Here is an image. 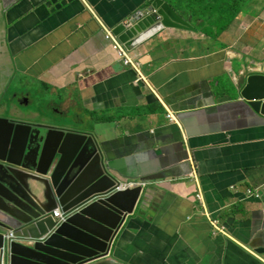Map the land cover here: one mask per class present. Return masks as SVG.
Instances as JSON below:
<instances>
[{
    "label": "crops",
    "instance_id": "0c3cea01",
    "mask_svg": "<svg viewBox=\"0 0 264 264\" xmlns=\"http://www.w3.org/2000/svg\"><path fill=\"white\" fill-rule=\"evenodd\" d=\"M164 1L196 31L164 28L127 48L137 71L117 58L106 30L152 0H0V118L70 124L96 136L116 175L146 178L159 207L124 222L109 257L118 263L264 264V198L243 200L247 189L264 193V120L221 111L239 101L233 83L264 74V0L239 15L236 4L218 35L202 27L224 16L206 13L198 24ZM34 89L50 111L31 105ZM168 109L196 130L170 121ZM204 213L230 239L213 237Z\"/></svg>",
    "mask_w": 264,
    "mask_h": 264
},
{
    "label": "water",
    "instance_id": "95a60500",
    "mask_svg": "<svg viewBox=\"0 0 264 264\" xmlns=\"http://www.w3.org/2000/svg\"><path fill=\"white\" fill-rule=\"evenodd\" d=\"M152 5L160 22L151 14L128 29H114L126 48L164 28L196 31L164 0ZM236 91L239 101L221 105V111L236 108L240 116L264 120V74L242 77ZM240 107L249 113L241 114ZM176 115L183 128L193 125ZM43 122L40 115L0 118V264H118L107 260L114 240L135 210L143 216L158 209L154 189L115 191L108 173L114 167L95 135ZM221 128L240 125L223 122Z\"/></svg>",
    "mask_w": 264,
    "mask_h": 264
},
{
    "label": "rangeland",
    "instance_id": "374dc122",
    "mask_svg": "<svg viewBox=\"0 0 264 264\" xmlns=\"http://www.w3.org/2000/svg\"><path fill=\"white\" fill-rule=\"evenodd\" d=\"M259 0H218V3H215L214 0H205L203 3L200 4V7H197L196 10L193 12V15L195 18V22H197L198 24L200 22H202V20H205V21H208L209 19H206L205 15L206 13H210L213 15V17L215 16H224V15H228L230 12L231 14L227 17H223L222 20H219L218 22H225V20L227 18H229L231 15H236V7L235 5L236 4H240V2H243L242 3V6H241V9H239L238 11V15L240 12H242L243 10L244 11H247V10H254L256 12L257 10V2ZM247 3H254L255 5V8L252 7L251 9H243V6H245ZM213 6H215V8H213ZM180 8V6H179ZM182 9H184L183 7H181ZM203 9L205 11L204 14H202L203 12ZM182 12L184 13V10H182ZM213 24H210V25H204L203 28H209L212 32L215 31V33L217 32L216 30V24L218 23L217 20L215 21V19L212 20ZM208 24V23H207ZM229 26V24H228ZM227 26V28H228ZM204 30V29H203ZM223 33V32H222ZM260 60V59H259ZM235 89H236V86L235 84L233 83L232 84ZM226 86V85H225ZM231 93L234 94L236 91L234 90V88H231L230 89ZM41 93H44V92H40V91H37L34 89L33 93L31 94V105H39V107L44 110L46 109L47 111H50V107L47 105V103L45 102V98H44V95L41 94ZM46 111V112H47ZM49 113V112H47ZM240 113L243 114V113H249L248 109L246 107H240ZM49 115L55 119L56 121H60L61 119V116H56L54 114H50Z\"/></svg>",
    "mask_w": 264,
    "mask_h": 264
},
{
    "label": "built area",
    "instance_id": "2783aa9c",
    "mask_svg": "<svg viewBox=\"0 0 264 264\" xmlns=\"http://www.w3.org/2000/svg\"><path fill=\"white\" fill-rule=\"evenodd\" d=\"M107 41L110 43V46L114 50V52L117 55V58L123 62L125 66H131L135 70L138 71L139 64L135 62L136 60L132 56L131 52L128 51L124 45L118 40V38L113 34V32L109 29L106 30L105 35ZM142 76L140 75V79ZM145 82L146 80L143 79ZM167 117L170 121L177 122L176 114L173 113L171 110H167ZM189 178H191L193 181H196V170L192 169L191 173L189 174ZM115 180L117 182L116 184V190H127L135 187H146L147 182L140 181V180H130L127 178H124L122 176H116ZM200 201L202 199V196L199 195L197 197ZM263 199V193H261V190L259 189H248L245 194V200H254V201H261ZM56 216L59 215L58 211H55ZM63 219V217L61 218ZM212 226L214 229V235L221 233L224 234L225 228L222 227L218 222H212Z\"/></svg>",
    "mask_w": 264,
    "mask_h": 264
},
{
    "label": "clouds",
    "instance_id": "9594fccd",
    "mask_svg": "<svg viewBox=\"0 0 264 264\" xmlns=\"http://www.w3.org/2000/svg\"><path fill=\"white\" fill-rule=\"evenodd\" d=\"M82 1H84V0H82ZM154 0H152V2H153ZM170 5V4H169ZM174 9V8H173ZM185 9V8H184ZM175 10V9H174ZM176 11V10H175ZM177 12V11H176ZM178 13V12H177ZM151 14H156V21L158 22H160V20H161V16L158 14V9H156V8H154L153 7V5L151 6V7H149V8H146V9H144V10H140L139 12H137L135 15H133L125 24H123L125 27H126V29H128V28H130V27H132V26H134V24H136V21H137V19H141V18H145V17H147V16H149V15H151ZM179 14V13H178ZM186 20V19H185ZM112 32H113V34H114V31L113 30H111ZM157 33V32H156ZM156 33L154 34L153 32H150V34H149V36H147V38H146V40L147 39H149V38H151V37H153V36H155L156 35ZM115 35V34H114ZM117 38H118V36L117 35H115ZM118 40H119V38H118ZM120 41V40H119ZM121 42V41H120ZM122 43V42H121ZM123 44V43H122ZM124 45V44H123ZM137 45V44H136ZM135 45V46H136ZM124 47H125V45H124ZM126 48V47H125ZM127 49V48H126ZM128 50V49H127ZM176 118H177V115H176ZM177 122L179 123V121L177 120ZM193 169V168H192ZM113 169H111V168H109L108 169V173H109V175L115 180V177L116 176H118V175H116L115 173H114V170L112 171ZM195 170V169H194ZM192 171V170H191ZM191 171H190V173H191ZM189 173V174H190ZM197 176V175H196ZM127 179H132V180H140V181H144V179H146V178H127ZM191 179V178H190ZM197 180V179H196ZM193 181V180H192ZM115 182H116V180H115ZM145 182H147V181H145ZM116 184H117V182H116ZM116 184H115V191H124V190H116ZM148 182H147V185H146V187H141V191L143 192L145 189H147L148 187ZM135 188H137V187H135ZM131 189H134V188H131ZM152 189V188H151ZM128 190V189H127ZM232 190H235V189H232ZM248 190V189H247ZM246 190V191H247ZM259 190V189H258ZM246 191H245V193H244V199L243 200H245V194H246ZM261 193H263L262 191H261ZM263 198H264V193H263ZM246 201H248V200H246ZM249 201H254V200H249ZM261 201H263V199L261 200ZM150 209H147L146 211H145V213H148V211H149ZM55 211H58V213H59V215L58 216H56V214H55V216L56 217H59L60 219L62 218V216H61V214H60V212H59V209H56ZM55 211H54V213H55ZM136 211L137 210H135L134 211V214L133 215H135V214H137L136 213ZM151 211H153V210H151ZM133 215H130V216H133ZM147 215H152V213H149V214H147ZM147 215H143L142 217H145V216H147ZM204 216L207 218V220L209 221V223H210V225H211V227H212V235H213V237H217V236H223V237H225V238H227V239H230V235H229V232H228V230H227V228H226V226L220 221V220H218V219H212L211 217H210V215H208V214H205L204 213ZM129 217V216H128ZM128 219V218H127ZM61 220H64V218L63 219H61ZM212 222H218L222 227H224L225 228V232H224V234H221V233H218V234H216V235H214V229H213V226H212ZM222 223V224H221ZM249 253H250V251H249ZM111 254H113V253H111ZM111 255H109L108 256V261H115L114 259H112V258H109ZM115 262H117V261H115ZM118 263V262H117ZM118 264H120V263H118Z\"/></svg>",
    "mask_w": 264,
    "mask_h": 264
},
{
    "label": "trees",
    "instance_id": "16d2710c",
    "mask_svg": "<svg viewBox=\"0 0 264 264\" xmlns=\"http://www.w3.org/2000/svg\"><path fill=\"white\" fill-rule=\"evenodd\" d=\"M168 1L170 3H172L179 10H187L190 13H193L196 10V8L197 7H200V4L203 3L205 0H168ZM214 2H215V0H214ZM242 3L243 2H240V5L241 6H242ZM179 6H180V8H179ZM181 7L185 8V9H182ZM202 13H205L204 9H203V12ZM230 14H231V12L227 16H229ZM227 16L224 15V17H227ZM231 19H232V16L229 17V21H225V22H222V23L221 22H218L216 24V30H217V32L215 33V35H218V34L224 32L227 29L228 23L230 22ZM206 34L207 35H211V32L207 31ZM252 190H255V189H252Z\"/></svg>",
    "mask_w": 264,
    "mask_h": 264
}]
</instances>
